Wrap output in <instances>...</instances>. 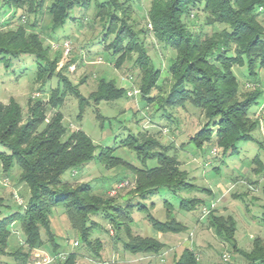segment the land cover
I'll list each match as a JSON object with an SVG mask.
<instances>
[{
  "label": "trees",
  "instance_id": "16d2710c",
  "mask_svg": "<svg viewBox=\"0 0 264 264\" xmlns=\"http://www.w3.org/2000/svg\"><path fill=\"white\" fill-rule=\"evenodd\" d=\"M147 1V20L154 40L175 53L167 66L169 85L166 93L159 83L162 71L154 66L144 43L138 38L144 31H135L128 14L133 11L130 0H0V14L2 7L8 9L7 16L10 14L11 17L19 11L34 16L46 13L53 33L68 21L74 24L80 20L70 16L74 8L88 10L93 4L94 17L103 27L99 41L103 51L111 56L116 67L132 60L140 72V99L147 105L157 103L154 111L162 112L160 117L167 120L168 125L175 122L172 112L189 104L200 111L204 120L189 143L199 151L206 145L216 150L221 159L237 157L240 153L238 144L256 142L253 133L260 126V119L255 113L250 115L249 111L262 95L257 87V70L264 71V0ZM192 11L203 14L205 27L221 29L209 35L196 33L188 26ZM63 41L61 39L59 45ZM48 52L49 47H43V40L35 31L22 25L15 30L0 26V61L5 67L11 60L26 56L36 64L35 79L41 88L57 79L56 88L50 91L47 101H28L26 117L15 100L0 103V177H8L15 171L17 183L27 189L24 200L15 199L14 210L8 209L0 195V255L11 257L17 264L33 263L43 256L41 249L48 246L52 256H56L63 249L51 231L50 218L58 207L63 208L79 247L91 254L94 264H105L101 261L102 242L93 237L94 231L100 229L95 218L100 217L113 227L114 240L119 241L124 253L159 255L165 244L133 233L131 213L134 208L144 211L147 208L134 205L132 201H145L162 188L171 195L180 196L195 190L196 186L180 169L176 157L168 155L171 145H164L144 133L128 134L122 146L133 151L142 164L155 159L157 165L153 168H134L110 156L113 150L110 148L100 149L95 155L97 146L88 135L79 129L68 132L58 109L67 93L77 100L78 119L87 107L92 106L91 103L94 104L95 119L102 129L108 118L102 116L95 105L125 98L127 90L112 80L99 78L95 90L85 98L77 86H72L62 71L57 70L59 60H50ZM234 67L244 68L246 75L253 80L255 86L250 91L240 90ZM153 92L155 95L152 96ZM49 109L55 110L50 118L47 116ZM93 160L107 170L123 166L132 172L133 183L127 182L128 187L133 188L132 196L123 201L124 205L114 203L111 194L108 196L103 190H94L87 182L75 181L71 185L62 181L66 172L76 173ZM253 162L256 171L264 172L261 160L254 158ZM117 185L112 186L111 191ZM232 196L236 198L234 194ZM202 203L195 198L182 200L180 207L195 211ZM206 218L215 236L230 245L243 264H264V239L256 237L248 250H241L235 242L236 222L231 215H217L210 209ZM145 219L160 233L182 234L186 231V227L170 215L162 222L149 213ZM260 219L264 222V213ZM15 223L19 225L24 240L17 248L9 249ZM32 252L38 257L29 261ZM76 260L77 253L71 251L64 260L56 259V262L76 264ZM173 264H199V258L193 248L187 247Z\"/></svg>",
  "mask_w": 264,
  "mask_h": 264
},
{
  "label": "rangeland",
  "instance_id": "374dc122",
  "mask_svg": "<svg viewBox=\"0 0 264 264\" xmlns=\"http://www.w3.org/2000/svg\"><path fill=\"white\" fill-rule=\"evenodd\" d=\"M2 8L0 26L4 27L5 30H15L18 25H22L27 28V30L38 33L43 40V47H49L48 56L50 60H59L57 70H61V73L67 77L71 85H76L78 91L85 98L95 90L96 82L99 78L112 80L119 87H122V85L124 86L123 83H125L127 86L124 88L127 90V93L132 90L138 91L134 97H130L127 94L125 98L119 99L116 102H101L95 105L97 106L98 112L101 113L102 116L108 118L102 129L98 126V122L95 119L92 107L94 104L91 103L92 106L90 105L91 107H87L82 116L78 119L77 100L73 98L70 93H67L63 105L58 108L63 116L64 125L68 128V132L79 129L88 135L97 146L95 155L100 152V149L110 148L113 149L110 156L121 158L134 168H153L157 165L155 159L147 160L142 164L141 160L136 157L133 151L121 145V141L126 139L128 134L137 135V133H144L146 137L154 138L164 145H171L176 147V149H181L183 147L181 146V141H184L185 137L188 135H195L202 127L204 120L200 111L192 108L189 104H186L181 109L173 111L172 118L175 122H170L168 125L166 123L167 120L157 117L154 111L155 107H157V103L153 102L147 105L140 99V72L133 66L132 60H127L120 67H116L111 56L103 51V45L99 43L103 27L99 23L100 20L94 17L93 4L88 10L74 8L70 16L80 20L74 24L68 21L64 27L53 33H51L49 28L50 20L46 13L34 16L19 11L16 13L15 17H11L10 14L7 16L8 9L6 7ZM130 9L133 11L128 14L131 17V21L134 23L135 31H144L140 33L138 38L144 43L154 66L162 71L159 83L163 88V92L166 93L167 86L169 85L167 66L175 53L154 40L148 26L147 13L149 10V2L147 0H130ZM191 13L192 16L190 15L191 19L188 21V26L196 33L209 35L212 31L221 29V27L214 29L205 27L203 25V14L196 11H192ZM50 36H52L53 39ZM61 39L70 42L71 50L66 56L61 53L62 49L60 47L56 49L51 47V43L59 45ZM68 66L69 69H67ZM35 71V62L32 61V58L26 56L22 57L20 60H11L6 67L4 66V62L0 61V103L7 104L10 99L15 100L22 108L23 116L26 117L28 101H35L38 99L44 102L47 101L50 91L56 88L57 79H52L44 88H41L40 82L35 79ZM233 73L240 82V90L242 92L250 91L253 86H255L253 85V80H250L251 78L246 75L244 68L234 67ZM257 73L259 77V85L257 87L262 91V95L251 107L249 114L253 115L255 113V116L260 119V126L254 131L253 137L256 142L264 144V71L258 69ZM153 95H155V92L152 93V96ZM54 113L55 110L49 109L47 113L48 118ZM164 130L166 133L163 132ZM255 145V142L239 143V155L237 157L224 158L223 162L230 164L232 162L241 161L245 164L248 158H253L257 154L260 156L262 155V159H264V149H259ZM211 150V148L205 145L203 150L190 156L189 163L197 171L203 167L205 169V178H198L196 181L198 186H210L215 193L222 190L223 196H219L217 200L213 199L210 201L207 200V197L202 196L201 191L193 192L191 194L197 198H202L205 203L199 206L198 212L195 210L191 213H180L177 215L176 212L179 209L182 198L185 196L188 197L190 194L182 193V197L174 196L169 194L166 189L162 188L145 201L134 199L132 201L134 205L139 204L144 206L147 208V211L134 208L131 213L133 219L131 229L133 232L135 231L136 233L141 231V226L144 225L149 229L150 226L145 219L147 213L162 222L165 220L166 211L168 209L173 216H178L176 217L177 220L186 218L188 221L192 219V223L195 224V220L197 226L201 221L200 209L213 203V210L217 215L226 213L222 212L218 206L229 209V211L226 210V215H231L236 222L235 240L239 247L248 249L252 242L250 235L258 234V231L252 226L249 219L253 215L256 216L258 211H256L257 209H252V211L246 212L245 205L251 203L253 208L264 205V172H253L252 168L256 167L254 164H248V166H246L247 169L241 175L228 172L229 174L225 176V168H223L220 173L214 172V170L208 168L215 169L214 167L220 164L221 157L217 153L213 155ZM168 155H173V152H170ZM177 156L184 161V164L188 162L187 159L186 161L181 157V154L178 153ZM122 169L123 170L120 169L111 172L107 170L103 164L97 160H93L87 164L85 168H81L76 173L72 171L66 172L62 176V181L74 185L73 183L75 181L83 182L94 179L89 185L94 190H103L107 195H110L112 186L120 182L133 183V175L131 172L126 168ZM120 173V176L116 175ZM15 174V171H12L10 176L0 177V195L4 197V203L10 210L16 209V204H14L16 202L15 199L24 200L27 196L26 187L17 183ZM5 181L6 184H4ZM249 181L254 183L250 184ZM110 182H112V184ZM132 189L133 188H130V186L128 187V184H126L124 189L111 195L113 202L124 205L123 203L125 202L123 201L132 196ZM233 194L240 195V200L243 198L245 199H243V202L233 200ZM220 202H222V204H220ZM165 203H167L169 207L165 205ZM56 210L63 211V208L58 207L54 209L53 212ZM101 219V217L95 218L100 229L94 231L93 237L99 238L102 242L101 261L105 264H173L182 250L187 247L193 248L197 253L199 264H243V261L233 252L230 245L225 244L215 236L207 225L206 217L203 220L204 224L199 227L201 232L198 233V230L194 229L193 224H188L187 231L179 235V239L164 241L166 242L164 243L165 249L157 256L147 254L130 255L129 253H124L119 241L114 240L113 236L115 231L113 227L109 222L102 221ZM64 227L65 224L61 226L64 240L60 243L61 249L63 250L59 251V253L62 252L67 255L71 251H74L77 253L76 264H94L95 260L85 248H80L79 245L75 248L69 246V244L73 246L75 241H79L71 228L64 229ZM12 231L13 235L9 241V249L17 248L24 240L23 234L17 223L12 226ZM261 231L264 232V228ZM41 235L42 239L45 240L44 232H42ZM121 236L123 238L122 234ZM58 240L57 242L59 243ZM186 242L187 244H184ZM41 251L43 255H52L48 246L41 249ZM35 254L36 252L31 253L29 261H34V259H36ZM223 256H228V260L224 261ZM0 264L17 263L13 261L11 257L0 255ZM50 264L58 263L55 260Z\"/></svg>",
  "mask_w": 264,
  "mask_h": 264
},
{
  "label": "crops",
  "instance_id": "0c3cea01",
  "mask_svg": "<svg viewBox=\"0 0 264 264\" xmlns=\"http://www.w3.org/2000/svg\"><path fill=\"white\" fill-rule=\"evenodd\" d=\"M124 84V86L122 85V88H124L125 86H127V85H125V83H123ZM121 87V86H120ZM116 102V101H115ZM162 114V112H156V115H157V117H159V118H161L160 117V115ZM162 119V118H161ZM193 136V135H192ZM191 135H188V136H186L185 137V139H184V141H181V146H183L181 149H176V147H174V146H171V148L168 150L169 152H168V154L170 153V152H173V155H171V156H174V157H176V159L178 160V162H179V165H180V169L181 170H183V171H185L187 174H188V177H189V180H190V182L191 183H193L195 186H196V189L195 190H193V191H191L190 193H188V194H190V195H192V196H185V197H183L182 198V200H190V199H199V200H201V201H203V199L201 198H197L196 196H194L193 194H191V193H193V192H198V191H201L202 192V196H204V197H207V200H210V201H212L213 199L214 200H217V199H219V196L220 197H222L223 196V193H222V190L221 191H218L217 193H215L214 192V190L210 187V186H207V187H200V186H198L197 184H196V181H197V179L199 178V179H201V178H205V176H206V174H205V169H204V167L203 168H201V169H198V171L196 170V169H194L193 167H192V165L189 163V159H190V156H193L194 155V153H196V152H198L199 150L198 149H196V147L195 146H193L191 143H189V139L192 137ZM125 140V139H124ZM123 140V141H124ZM123 141H121V145H122V142ZM256 143V142H255ZM255 146H257L259 149H264V144H260V142L258 143H256V145ZM205 147V146H204ZM203 147V148H204ZM202 148V149H203ZM259 152V151H258ZM179 153V154H181V157L182 158H184L185 160L187 159L188 160V162L186 163V164H184V161H182L180 158H178V156H177V154ZM170 156V155H169ZM264 156V155H263ZM254 158H258L259 160H261L262 162H264L263 160L264 159H262V155L260 156L259 154H257V155H255L253 158H248L247 159V163H245V164H243L241 161L240 162H232V163H230V164H226V163H224L223 162V159H221V161H220V164H218V165H216L214 168L215 169H213V168H208V169H212V170H214V172H217V173H220L221 171H222V169L223 168H225V172H226V174H225V176H227L230 172H234V173H236V174H242L246 169H247V167L246 166H248V164L250 165V164H254V162H253V159ZM121 159V158H120ZM122 161H124L123 159H121ZM186 160V161H187ZM125 162V161H124ZM127 163V162H126ZM128 164V163H127ZM255 165V164H254ZM205 167H208V166H206V165H204ZM251 167V166H250ZM85 168V167H84ZM87 168V167H86ZM122 168H126V167H123V166H118V167H115V168H112V169H110L109 171H111V172H115V171H117V170H123ZM256 168H257V166L255 167V168H252L253 170V172H258V171H256ZM129 171V170H128ZM229 172V173H228ZM131 174H132V172H131ZM117 176H120L121 175V173L120 174H116ZM133 175V174H132ZM87 176V175H86ZM89 176V175H88ZM93 178V177H92ZM88 179H91V178H88ZM93 180L94 179H92V180H88V181H83V183L85 182H87V183H91V182H93ZM112 180V179H111ZM78 182H82V181H78ZM113 182V181H112ZM112 182H110L111 184H112ZM207 185V184H206ZM225 187V186H224ZM223 188V187H222ZM264 192V191H263ZM184 194V193H183ZM222 194V195H221ZM182 195V194H181ZM180 195V196H181ZM235 195V194H234ZM236 196V198H233L234 196H232V198H233V200H238V201H242L243 202V199H245V198H243L242 200H240V195H235ZM182 197V196H181ZM181 200V201H182ZM247 202V201H246ZM181 203V202H180ZM203 203H205L204 201H203ZM225 203H227V202H225ZM248 203V202H247ZM220 204H222V202H220ZM224 204V203H223ZM165 205H167L168 207H169V205L167 204V203H165ZM165 205H164V207H165ZM254 206V205H253ZM218 208H220V210L222 211V212H226L227 213V211H229V209L228 208H223V207H219L218 206ZM252 209H257L256 211H258V213H257V215L256 216H252L250 219H249V221H250V223H252V226L258 231V234H255V235H250V237H251V239L253 240L254 238H256V237H260V238H262V239H264V232L263 231H261L263 228H264V222L260 219V217L262 216V214L264 213V205H261V207L260 206H256V207H252V205H251V203H248L247 205H245V211L246 212H249V211H252ZM199 210V209H198ZM198 210H197V212H198ZM227 210V211H226ZM191 212H193V211H186V210H183L182 209V207H180V204H179V209L177 210V212H176V215L177 214H180V213H182V214H185V213H191ZM226 213H223V214H220V215H222V216H227L226 215ZM173 216L172 214H171V211L168 209L167 211H166V215H165V220L167 219V217L168 216ZM173 216L176 220H177V218L176 217H178V216ZM164 220V221H165ZM190 220V219H189ZM187 221L186 220V218H183L182 220H177L178 222H180L182 225H184L185 227H186V231H187V229H188V227H187V225L189 224V225H192L193 223H192V219L190 220V221ZM133 223V222H132ZM194 223L195 224H193V226H194V229H197L198 230V233L199 232H201V229L199 228L200 226H202L203 224H204V221L202 220V221H200L199 223H198V225L196 226V221L194 220ZM63 224H65V227H64V229H69L70 228V226H69V223H68V220H67V218H66V216H65V214H64V211H54L53 212V214H52V216H51V218H50V228H51V231L53 232V234L56 236V242H57V240L58 239H60V240H58L59 241V243L58 244H60L61 243V241L62 240H64L63 239V229H61V226H63ZM199 224H201V225H199ZM149 225V224H148ZM207 225H208V223H207ZM137 226V225H136ZM139 226V225H138ZM150 226V225H149ZM138 229H139V227H138ZM138 229H136V230H138ZM141 231H139V232H136L135 233V231L133 232L135 235H139V236H141V237H148V238H152V239H155V240H157V241H159V242H161V243H166V242H164L165 240H173V239H179L180 238V236L179 235H182V234H171V233H160V232H157V231H155L154 229H152V227L150 226L149 227V229H148V227H146L145 225L144 226H141V229H140ZM197 233V234H198ZM235 238V237H234ZM63 242V241H62ZM235 242H236V240H235ZM184 244H187V242L186 243H184ZM236 245H237V248H239V249H241V250H248L249 248H250V246L248 247V249H243V248H241V247H239V245H238V243L236 242ZM60 246H61V244H60ZM69 246H71V244H69Z\"/></svg>",
  "mask_w": 264,
  "mask_h": 264
},
{
  "label": "built area",
  "instance_id": "2783aa9c",
  "mask_svg": "<svg viewBox=\"0 0 264 264\" xmlns=\"http://www.w3.org/2000/svg\"><path fill=\"white\" fill-rule=\"evenodd\" d=\"M148 26H149V28H150V25H148ZM51 47H52L53 49H56V48H59V47H60V48L62 49L63 54H64L65 56L68 55V54L70 53V50H71L70 42H69L68 40H64V41L62 42L61 45H58V44H55V43H51ZM137 93H138L137 90H132V91H130V92L127 93V94H128V96H130V97H134ZM212 154L215 155V154H216V150H212ZM4 184H6V181L4 182ZM126 184H128V183H127V182H120V183L117 185L116 189H115V190H112L110 194H111V195L115 194V192H116L117 190L122 189L123 187H125ZM213 208H214V204H213V203L210 205L209 208H207V207H203V208H202V212H201V213H202L201 218L206 217V216L209 214L210 209H213ZM73 246H74V247L78 246V242L75 241V242L73 243ZM35 256L38 257V254H36ZM228 258H229L228 256H223V260H224V261H227ZM56 259L64 260V259H65V254H64V253H58L56 256H52V255H50V256L43 255V256L40 257L39 260H37L36 262H33V263H27V264H50V263L54 262Z\"/></svg>",
  "mask_w": 264,
  "mask_h": 264
}]
</instances>
